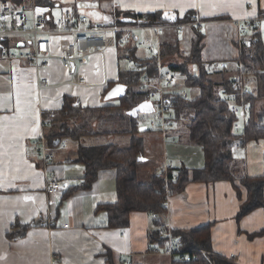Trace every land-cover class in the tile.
Instances as JSON below:
<instances>
[{"label": "crops", "instance_id": "1", "mask_svg": "<svg viewBox=\"0 0 264 264\" xmlns=\"http://www.w3.org/2000/svg\"><path fill=\"white\" fill-rule=\"evenodd\" d=\"M34 1L30 4L24 1L22 9ZM53 2L71 5L78 13L76 0ZM83 7L85 10L79 9L84 14L79 15L80 11L79 16L86 15L91 22L109 27H122L118 21H123L125 15L142 16L145 20L149 14L164 12L180 21L192 15V22L200 21L204 30L192 22H181L174 25L187 24L183 35L173 26L158 35L154 26L141 24L150 28L134 29L132 38L136 42H127L121 51L113 49L93 56L85 67L76 71L63 69L57 58L50 67L42 69L25 61H0V264H172L174 259L153 252L165 245L159 231L164 228L174 234L205 227L210 230L212 251L219 257L230 259L235 255L233 264H264V236L257 235L264 230V207L240 216L248 197L241 179L264 175L263 140L251 141L240 148L237 147L240 143L233 145L229 166L234 180L202 183L195 181L194 175L203 170L205 154L200 147H191L189 140H185L184 125L174 121L173 130L162 135L175 144L172 147L177 153L176 160L170 161L173 156L166 151L155 170L141 168L140 162L137 179L139 183H149L156 173L172 164L188 170L189 184L174 194L170 189L161 222L152 213L133 212L124 228L111 227L106 210L119 199L117 172L103 170L86 188L87 170L78 156L81 148L111 145L125 149L133 141L135 133L122 135L104 127L106 116L120 113L121 99L111 102L105 96L112 85L121 83L123 75L134 69V61L127 58L130 49H135L139 59L152 56L157 57V62L161 59L158 68L164 72L168 68L161 53L163 44H176L183 57L189 56L200 29L204 36L202 60L215 68L216 64L222 66L218 70L223 73L220 77L239 80L243 88L254 92L255 81L242 75L240 47L251 38L246 24L263 18L264 0H88ZM85 11L96 12L90 16ZM118 13L124 16L117 17ZM257 22L264 45V20ZM142 42L153 45L158 56L149 53L146 46H142L146 53L138 56ZM26 43L22 48L25 52L32 49L28 39ZM78 72L84 75L86 86L76 84ZM43 77L54 86L40 90L37 83ZM178 82L171 93L178 94L181 91L178 87L185 86L182 76ZM171 93L167 96H172ZM67 100L89 116L82 125L78 120L74 126L79 135L64 137L58 147H50L55 160L45 169L35 147L51 130L53 122L63 120L62 110ZM257 107L263 111L264 102H258ZM237 125L242 128L239 133L242 134L245 122L239 119ZM178 143L181 145L176 147ZM177 172L176 169L170 175ZM51 178L61 181L57 196L46 191V181ZM155 233L161 242L152 240Z\"/></svg>", "mask_w": 264, "mask_h": 264}, {"label": "trees", "instance_id": "2", "mask_svg": "<svg viewBox=\"0 0 264 264\" xmlns=\"http://www.w3.org/2000/svg\"><path fill=\"white\" fill-rule=\"evenodd\" d=\"M16 2L21 5L24 0H16ZM36 3L39 6L48 7H55L56 5L53 0H36ZM124 17L123 21H118L122 27H127L130 23L155 26L181 22L191 23L193 21L192 15L187 16L184 21H180L171 16L170 13L164 12L149 14L145 20L142 16L137 15H125ZM262 17L264 18V13ZM257 28L258 26L250 29L251 38L241 45V57L239 59L242 75H249L257 85L254 92L243 88L239 80H231L223 76L216 78L215 66L213 71H209L210 64L205 63L201 58L204 36L200 29H197V39L192 44L189 56L183 57L179 46L176 44L170 43L162 46L161 53L164 58V66L180 73L185 81V87L197 91L195 97L186 100L179 94L167 97V101L173 105L175 110L174 121L178 122L183 118L188 119V138L205 154V166L203 170L195 172V181L217 183V181L234 180V175L229 166L233 159V151H231L233 145L240 143L239 145L244 146L251 141H264V110H259L257 107L258 102H264V45ZM245 33L247 32L245 31ZM124 35V33L117 35L120 43ZM134 41L137 40L131 38L128 44H133ZM120 43L118 49L120 46L122 47ZM127 54V58L133 60L139 69L129 70L120 81L128 87L126 98L121 99L120 112L124 109L125 112H129L132 108L143 103L146 98L138 92L130 93L129 89L139 86L144 75L157 77L159 73L157 57L139 59L136 57L135 49L128 50ZM218 73L219 76L223 74L221 71ZM115 85H112L110 90ZM71 103L70 100H67L62 110L63 120L55 124L53 122L50 127L51 130L45 134L46 143L51 148L58 147L60 140L64 137L79 135L77 127H72L70 123L73 122L74 118L84 114V110L81 107L72 106ZM231 105L246 106L251 109L248 123L242 134L235 133L239 118L232 113ZM133 122L135 121L133 120ZM132 126V130L128 133L137 131V126L135 124ZM132 140L130 147L125 149L106 145L88 149L81 148L78 154L79 161L85 165L87 170L86 188H89L98 179L103 170L112 169L117 172L116 184L119 199L116 204L106 207L110 214L109 225L114 228L126 227L133 212L152 213L158 223L161 222L166 213L165 201L168 195L164 188L166 182L164 179H157L155 176L149 183L138 182L137 168L140 164L138 159L144 156V144L143 140L137 136H133ZM177 171V180H169L172 194L183 191L190 180L186 168L178 167ZM241 183L248 194L240 214L241 217H244L264 207V175L259 178H242ZM174 234L175 237L177 236L183 241L188 251L212 250L209 227L190 230V232L176 231ZM257 235L264 236V230ZM158 237L155 233L152 235V240L161 242L162 240ZM172 264L233 263L224 257H211L210 260L200 257L191 263L177 259L173 260Z\"/></svg>", "mask_w": 264, "mask_h": 264}, {"label": "built area", "instance_id": "3", "mask_svg": "<svg viewBox=\"0 0 264 264\" xmlns=\"http://www.w3.org/2000/svg\"><path fill=\"white\" fill-rule=\"evenodd\" d=\"M28 10L30 14H28L27 8L22 9L13 6L8 1L0 2V61H9L11 63L25 61L35 65L38 69H42L50 67L52 61L57 58L61 61L63 69L71 70L72 68L76 71V68L85 67L91 57L118 49L120 41L117 35L119 33L125 34L120 43L124 46L131 41L134 29L150 28L139 24H136L138 26H129L127 28L95 24L90 21L88 16H79L76 13V9L71 5L48 7L39 6L34 1ZM259 19L264 20V18ZM259 19L248 22L245 29L249 30L256 27ZM191 24L196 27L200 26V29L204 30L200 21H195ZM186 25H155L152 28L158 35H162L166 29L173 26L179 28L180 34L183 35ZM24 38L28 39L32 45V49L27 52L22 49L27 45L26 42L21 40ZM139 45L140 47L146 46L149 53L157 55V50L153 45L145 42L139 43ZM161 61L159 59L158 62L160 63ZM132 67L139 69L135 62ZM213 69V66L209 67V71H213ZM77 76L76 84L86 86L87 81L84 75L78 72ZM180 76V73L167 69L164 72L159 71L157 77L146 74L140 82L137 92L145 97L147 101H151L154 109H156L155 105L159 104L163 120L170 121L169 127L164 124L159 127L153 125L154 129H162L165 132L168 128L172 129L174 127L175 110L173 105L167 101V95L171 93L172 87L178 85ZM37 86H39L40 90H43L54 85L43 77L38 81ZM173 94L172 92L171 95ZM178 94L185 100L191 98L187 91H180ZM231 108L232 113L245 122L246 125L251 109L237 105H231ZM241 130L242 128L236 125L235 133L239 134ZM237 147L240 148L241 146L237 145ZM35 150L41 158L44 168L48 169L51 167L55 157L53 150L46 143L45 137L39 139ZM176 169L175 166L170 164L155 174L157 179H164L166 182L164 188L167 193L170 192L169 180L172 179L174 181L178 178V175H170ZM46 186V191L50 196H57L62 188L61 181L52 178L46 181ZM159 236L165 239V245L162 250L154 249L153 252L156 254H163L174 260L181 259L187 263H191V261L200 257L208 260L211 257H219L212 250L205 249L197 252L186 250L183 241L179 237H175L167 229L162 228L159 231ZM234 257L235 255H232L229 260H233Z\"/></svg>", "mask_w": 264, "mask_h": 264}, {"label": "rangeland", "instance_id": "4", "mask_svg": "<svg viewBox=\"0 0 264 264\" xmlns=\"http://www.w3.org/2000/svg\"><path fill=\"white\" fill-rule=\"evenodd\" d=\"M1 1H8V2H10L11 5L17 6V7L19 6L22 8V6L20 4H18L16 2V0H0V2ZM24 1H25V3L29 2L27 4L31 3V0H24ZM75 3H77L79 8H82L81 10H85V9H83L84 8L83 6L87 5L88 0H76ZM31 6L32 5L27 6L28 14H30V11L28 9ZM79 8L77 9L78 13L81 11ZM95 12L94 11H88L86 13H88L90 16H92L93 13H95ZM82 13L83 12L81 11V13H79V15H82ZM117 17H122V14L118 13ZM113 25H115V23ZM21 40L23 42H27V39H25V38L21 39ZM15 41H17V40H15ZM120 48H121V46L119 47V51H121ZM145 49H146L145 47H142L141 49L138 48V53H137L138 56H142V53L143 54L146 53ZM231 66L234 67L236 65L233 64ZM236 68H237V66H236ZM220 69H222V66L216 64V71H217L215 74L216 78L220 77L219 73H218V70H220ZM247 76H249V75H247ZM250 79H252V77ZM138 88H139V86L131 87L129 89V92L135 93L138 91ZM178 89L179 90L181 89V91H187L191 97H195L197 94V91L195 89H190L187 86L186 87L181 86V87H178ZM118 100H120V99H118ZM113 101L114 100H111V102H113ZM155 108H156L155 113L140 115L139 118L136 119V121L134 120L135 122H133V117L129 116V112H127V111L125 112V109L122 110L123 113L115 112V115L113 117L106 116V124L104 125L105 129H108V130L113 131V132H116V131L117 132H123V131L124 132H130L133 128L132 125L135 124L137 126V131L135 132L134 136H137L138 138L143 140V144H144V148H145V151L143 153L144 154V156H143L144 161H142V163H141V168H145V169L148 168L151 170H155L160 166V160H162V158L166 155V151H167V153H169L170 157L173 156V158H171L170 161H175L176 160L175 154H177L176 150L173 149L175 144L172 145V140L169 138L165 139L163 137L162 134H164V131L162 129L157 130V129L153 128V125H156L157 127L163 126V124L166 125L167 127L170 126L169 120H166V121L163 120V117L161 114L162 111H160L159 104L158 105L156 104ZM88 116H89L88 114L87 115L82 114L81 116L74 118V120L75 119L76 120L71 122L70 124L72 125V127L77 126L76 123L78 122V120L79 121L81 120L80 123L82 125V122H84V120H86V118ZM187 122H188V119H186V118H183L181 120V123L184 125L183 130L185 132V140H187V141L189 140L191 147L198 148V147H196L197 145H195L194 143H191L190 138H188ZM128 123H130V125ZM144 127H147V130L142 131V129H144ZM168 130L171 131L173 129L168 128ZM130 134H132V133H126V134L123 133L122 135H130ZM180 145L181 144L178 143L176 145V147H178Z\"/></svg>", "mask_w": 264, "mask_h": 264}, {"label": "water", "instance_id": "5", "mask_svg": "<svg viewBox=\"0 0 264 264\" xmlns=\"http://www.w3.org/2000/svg\"><path fill=\"white\" fill-rule=\"evenodd\" d=\"M128 91V87L122 83H118L112 88L105 96L106 100H115V99H124L126 98ZM155 113L154 105L151 101H143V103H140L136 107L132 108L129 111V116L137 119L140 115L144 114H153ZM144 129H147V127H144ZM142 129V130H144ZM144 161L143 157H140L138 159V162Z\"/></svg>", "mask_w": 264, "mask_h": 264}, {"label": "snow or ice", "instance_id": "6", "mask_svg": "<svg viewBox=\"0 0 264 264\" xmlns=\"http://www.w3.org/2000/svg\"><path fill=\"white\" fill-rule=\"evenodd\" d=\"M105 19H107V18H105Z\"/></svg>", "mask_w": 264, "mask_h": 264}]
</instances>
